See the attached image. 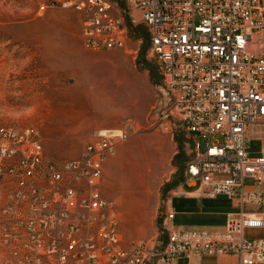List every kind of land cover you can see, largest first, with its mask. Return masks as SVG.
I'll use <instances>...</instances> for the list:
<instances>
[{"label": "built area", "instance_id": "built-area-1", "mask_svg": "<svg viewBox=\"0 0 264 264\" xmlns=\"http://www.w3.org/2000/svg\"><path fill=\"white\" fill-rule=\"evenodd\" d=\"M56 4L79 14L92 51L125 48L130 29L141 27L161 78L152 129L185 132L192 153L184 181L198 183L204 197L226 196L237 210L221 228H184L163 201L157 239L125 245L104 169L135 124L92 129L61 162L46 158L37 126L0 125L1 264H165L199 254L264 264V238L244 233L264 229V0ZM253 139L261 141L257 156L249 152Z\"/></svg>", "mask_w": 264, "mask_h": 264}, {"label": "rangeland", "instance_id": "rangeland-1", "mask_svg": "<svg viewBox=\"0 0 264 264\" xmlns=\"http://www.w3.org/2000/svg\"><path fill=\"white\" fill-rule=\"evenodd\" d=\"M56 1L0 0V125L37 126L46 158L61 162L80 151L92 129L135 124L105 162L104 191L117 206L123 243H151L163 201L184 180L191 140L183 131L152 129L161 78L142 52L141 27L130 29L125 48L92 51L79 14ZM260 148V140H251L250 155ZM174 205L181 207L176 199Z\"/></svg>", "mask_w": 264, "mask_h": 264}, {"label": "crops", "instance_id": "crops-1", "mask_svg": "<svg viewBox=\"0 0 264 264\" xmlns=\"http://www.w3.org/2000/svg\"><path fill=\"white\" fill-rule=\"evenodd\" d=\"M156 88L159 89V86ZM175 199L181 207H175ZM168 205L175 212L173 224L184 228H221L225 224L227 213L237 210L235 202L226 196L204 197L200 195L198 183H186L184 180L168 198ZM263 207L264 202L261 205L264 212ZM246 230L250 235L264 238V229ZM165 264H237V258L233 255L199 254L178 256Z\"/></svg>", "mask_w": 264, "mask_h": 264}, {"label": "trees", "instance_id": "trees-1", "mask_svg": "<svg viewBox=\"0 0 264 264\" xmlns=\"http://www.w3.org/2000/svg\"><path fill=\"white\" fill-rule=\"evenodd\" d=\"M137 35H140V33L138 32ZM141 36H143V39L145 41V45H144L143 50H142V52H144L146 50L147 46H148V38H147V36L145 34H142Z\"/></svg>", "mask_w": 264, "mask_h": 264}, {"label": "bare ground", "instance_id": "bare-ground-1", "mask_svg": "<svg viewBox=\"0 0 264 264\" xmlns=\"http://www.w3.org/2000/svg\"><path fill=\"white\" fill-rule=\"evenodd\" d=\"M77 102H79V100H77ZM85 104V103H84ZM86 108V107H85ZM82 109H84V107H82ZM84 111H86V109H84ZM74 113H76V112H74ZM131 195V194H130Z\"/></svg>", "mask_w": 264, "mask_h": 264}]
</instances>
